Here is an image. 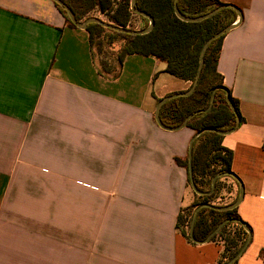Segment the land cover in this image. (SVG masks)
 Returning <instances> with one entry per match:
<instances>
[{
  "label": "crops",
  "instance_id": "1",
  "mask_svg": "<svg viewBox=\"0 0 264 264\" xmlns=\"http://www.w3.org/2000/svg\"><path fill=\"white\" fill-rule=\"evenodd\" d=\"M220 1L243 14L218 61L243 120L223 140L251 229L238 264H264V0ZM190 86L140 55L108 80L53 0H0V264H219L221 243L177 229L196 134L155 120Z\"/></svg>",
  "mask_w": 264,
  "mask_h": 264
},
{
  "label": "trees",
  "instance_id": "2",
  "mask_svg": "<svg viewBox=\"0 0 264 264\" xmlns=\"http://www.w3.org/2000/svg\"><path fill=\"white\" fill-rule=\"evenodd\" d=\"M75 14L79 22L90 18H98L106 24L130 29L143 30L149 21L139 16L131 9L132 0H62ZM55 3V2H54ZM65 17L69 26L76 28L67 12L55 3ZM175 0H137L136 8L150 15L155 25L151 32L145 35H127L104 28L100 24H90L87 27L93 60L99 74L108 80H117L123 70L125 59L132 55L155 58L166 64V73L190 82L192 87L199 68L200 54L204 44L226 27L234 24L238 18L233 9H225L216 16L199 23H186L178 19L174 10ZM220 0H179V11L186 17L197 18L208 14L222 6ZM94 13L98 16L93 15ZM144 23V27L136 23ZM226 36L213 42L205 55L204 67L195 92L189 97L173 99L165 104L160 112L163 124L175 128L183 124L186 118L200 112L188 123L187 128L195 134L207 128L228 131L235 127L237 116L242 122L237 102L231 97L237 114L228 102L223 90L216 92L215 103L210 112H205L211 104V96L216 87L227 88L218 72V61L223 41ZM121 46L114 50V45ZM100 61H97L99 59ZM100 62V63H99ZM189 88V89H190ZM188 89V90H189ZM188 90L184 91L187 92ZM180 92V93H184ZM160 100H158L159 102ZM224 136L206 132L198 137L193 145L192 171H189V157L186 160L176 158V163L185 168L188 173V185H193L203 193L195 195L201 199V204L194 206L195 210L202 205H212L211 199L216 198L220 187L229 183L235 199L225 205L234 204L240 194L238 181L230 175H223L216 182L215 191L212 182L218 175L233 173V152L223 146ZM236 188V189H235ZM182 210L177 222V229L190 242V227L194 214L188 219ZM229 222L216 234L210 242H219L223 252L219 264H227L235 258L249 239V226L241 219L238 208L220 212L209 208L200 210L194 229V237L198 241L206 240L224 221ZM186 227V228H185ZM234 264H238V261Z\"/></svg>",
  "mask_w": 264,
  "mask_h": 264
},
{
  "label": "water",
  "instance_id": "3",
  "mask_svg": "<svg viewBox=\"0 0 264 264\" xmlns=\"http://www.w3.org/2000/svg\"><path fill=\"white\" fill-rule=\"evenodd\" d=\"M56 4H58L60 7H62L66 12H67V15L68 17L70 18L71 22L79 29H82V30H86L88 25L90 24H100L102 25L104 28L106 29H110V30H113L115 32H118V33H122V34H127V35H145V34H148L149 32H151V30L153 29L154 25H155V21L154 19L146 14V13H143L141 11H139L137 8H136V2L137 0H132L131 2V9L133 10V12L139 16H142L143 18L147 19L149 21V25L147 28L143 29V30H138V31H133V30H130V29H125V28H120V27H116L114 25H111V24H106L104 23L103 21H101L100 19L98 18H90V19H87L85 20L84 22H79L74 14V12L62 1V0H53ZM178 2L179 0H175V5H174V10H175V14L176 16L178 17V19H180L181 21L183 22H186V23H199V22H203L205 20H208L214 16H216L217 14H219L220 12H222L223 10L225 9H233L237 15H238V18L236 20V22L228 27H226L224 30H222L221 32H219L218 34L214 35L213 37H211L203 46L202 48V51H201V54H200V60H199V68H198V72H197V76H196V79L192 85V87L187 91V92H184V93H176V94H173V95H170V96H167L163 99H161L159 102H158V105H157V108H156V113H155V120H156V123L158 124V126H160L162 129L164 130H167V131H171V132H177V131H180L182 129H185L187 128L188 126V123L189 121L196 115H198L200 112H197L195 114H192L190 116H188L186 118V120L183 122L182 125L178 126V127H175V128H168L166 127L161 118H160V112H161V109L162 107L167 104L169 101H172L173 99H177V98H180V97H189L190 95H192L195 90H196V87L199 83V80H200V76H201V73H202V70H203V67H204V61H205V55L207 53V50L208 48L210 47V45L215 42L216 40L220 39L221 37L223 36H226L230 31H232L233 29L237 28L241 22L243 21V14H242V11L233 6V5H228V4H223L222 6L214 9L213 11L209 12L208 14L206 15H203V16H200V17H197V18H190V17H186L184 16L180 11H179V8H178ZM218 90H223L225 91L226 93V97H227V102L231 108V110L237 114V111H236V108H235V105L231 99V94H230V91L229 89L227 88H222V87H216L212 93V96H211V104L209 106V108L205 111V112H210L213 108V105L215 103V97H216V92ZM240 125V119L239 117L237 116V123L235 125L234 128H232L231 130H228V131H220V130H217V129H214V128H207V129H204L203 131L197 133L195 135V137L193 138L191 144H190V148H189V171H190V174L192 176L193 174V171H192V157H193V145H194V142L195 140L200 137L203 133H206V132H211V133H217L221 136H227V135H230L232 134L235 130H237V128L239 127ZM223 175H230L232 176L233 178H235L239 185H240V194H239V198L238 200L232 204L231 206H226V207H214V206H211V205H202L200 207H198L196 210H195V214L193 216V219H192V223H191V227H190V238L192 240L193 243L195 244H206V243H209L212 238L218 234V232L229 222L228 220L222 222L217 228L216 230L204 241H198L195 239L194 237V229H195V223H196V220H197V217H198V214L200 212L201 209L203 208H209V209H212V210H217V211H220V212H224V211H229V210H234L236 208L239 207V205L242 203L243 201V198H244V186L241 182V180L239 179V177H237L234 173H227V174H222V175H218L214 178L213 182H212V190L210 192H208L207 194L210 195L212 194L214 191H215V188H216V182L217 180L222 177ZM193 190L198 194V195H203L202 192H200L194 185H193ZM246 231L249 233V239L248 241L246 242V244L243 246V248L241 249V251L238 253V255L233 258L231 261H229L227 264H234L235 262H237L239 260V258L244 254V252L246 251V249L248 248L249 244H250V240H251V232L249 229L246 228Z\"/></svg>",
  "mask_w": 264,
  "mask_h": 264
},
{
  "label": "rangeland",
  "instance_id": "4",
  "mask_svg": "<svg viewBox=\"0 0 264 264\" xmlns=\"http://www.w3.org/2000/svg\"><path fill=\"white\" fill-rule=\"evenodd\" d=\"M93 15L98 16V14L94 13ZM137 27L143 28L144 27V23H136ZM121 42H117L114 45V50L118 49L121 46ZM99 59H97V61H100V57H98ZM100 63V62H99ZM189 189L191 190V192H193V202L191 203V205L188 208H185V211L183 213V216H185V219L189 218L190 216H192L194 214L195 208L194 206H196L197 204H201L202 200L198 199V197L195 195V191L192 189L191 186H189ZM195 192V193H194ZM232 187L229 183H224L221 185L220 190L217 194L216 198L211 199V203L214 206H221V205H225L228 204L229 202H231L233 199H235V195L232 194ZM197 194V193H196ZM186 228V227H185Z\"/></svg>",
  "mask_w": 264,
  "mask_h": 264
}]
</instances>
